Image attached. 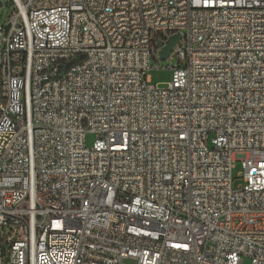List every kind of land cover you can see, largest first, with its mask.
Here are the masks:
<instances>
[{
    "label": "built area",
    "instance_id": "1",
    "mask_svg": "<svg viewBox=\"0 0 264 264\" xmlns=\"http://www.w3.org/2000/svg\"><path fill=\"white\" fill-rule=\"evenodd\" d=\"M244 257L264 264V0H0V264Z\"/></svg>",
    "mask_w": 264,
    "mask_h": 264
},
{
    "label": "rangeland",
    "instance_id": "2",
    "mask_svg": "<svg viewBox=\"0 0 264 264\" xmlns=\"http://www.w3.org/2000/svg\"><path fill=\"white\" fill-rule=\"evenodd\" d=\"M7 1V0H5ZM12 9L11 4H4L3 8L1 9V21H4L7 14ZM151 65H159L160 69H153L151 68L149 70V76L152 84H159L160 86H165L167 83L170 82L171 76H172V67H177L178 62L175 57L172 59L166 58L163 60L157 59V62H155L153 59H151L150 62ZM94 140V135L91 133H88L86 135L85 143L87 146H91L92 142ZM243 170L241 162L236 161L233 168H232V178H233V186L241 183V178L238 177V174L241 173ZM242 264H249V259L244 257Z\"/></svg>",
    "mask_w": 264,
    "mask_h": 264
},
{
    "label": "water",
    "instance_id": "3",
    "mask_svg": "<svg viewBox=\"0 0 264 264\" xmlns=\"http://www.w3.org/2000/svg\"><path fill=\"white\" fill-rule=\"evenodd\" d=\"M177 39V35H173L168 38L166 45H164L162 49L158 52L160 60L166 59L168 57ZM157 45L160 46L161 41H158Z\"/></svg>",
    "mask_w": 264,
    "mask_h": 264
},
{
    "label": "bare ground",
    "instance_id": "4",
    "mask_svg": "<svg viewBox=\"0 0 264 264\" xmlns=\"http://www.w3.org/2000/svg\"><path fill=\"white\" fill-rule=\"evenodd\" d=\"M173 35L178 36V39L175 42L177 43L178 41H180L181 38L184 37V29H177L176 31H174V33L169 35L168 38ZM48 78L50 80H59L60 79V67H53L52 70L48 71Z\"/></svg>",
    "mask_w": 264,
    "mask_h": 264
}]
</instances>
